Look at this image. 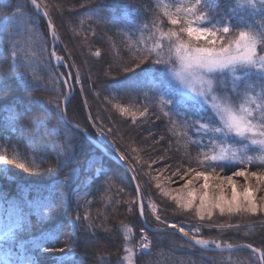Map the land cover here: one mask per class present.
I'll use <instances>...</instances> for the list:
<instances>
[{"label":"trees","instance_id":"obj_1","mask_svg":"<svg viewBox=\"0 0 264 264\" xmlns=\"http://www.w3.org/2000/svg\"><path fill=\"white\" fill-rule=\"evenodd\" d=\"M38 1L46 6L45 10L48 11L52 23L56 26L57 36L61 41L58 47L59 55L64 57L65 62L69 64L72 74V64L76 68L75 74L79 73L78 82L81 87L77 86V80L73 74V86L77 98L68 106L77 108V111L69 112V120L81 127H86L85 117H90L97 126L103 125L105 130L111 129L109 135L117 140V152L110 147L108 148L109 152L116 155L123 154L129 168H131L130 164H133L132 158L142 173L147 171L151 173L153 168L149 166L160 159H165L171 164L173 172L178 164L182 165L183 161L204 170V167L197 162L203 157L196 141L203 139L207 144L208 138L203 134L195 133L192 129L193 121L191 119L178 118L172 114H170L171 119L163 117L162 104L158 99H155L154 104L150 106L143 103L148 106L147 112L151 114L150 117L149 115L141 116L140 111L146 106L142 104L140 97L139 100L132 99L134 106L139 107L140 111L132 109L137 112L133 116L124 114L119 110V108H123L121 99L112 96L115 93V87L120 88L119 78H126L130 75L125 73L122 68L124 74L119 76L118 60L126 56L129 61L130 57L135 55V52L130 51L131 48H137L143 52L145 46L153 48L158 43L166 44L167 40L166 38L162 39V33H166L174 26L168 22V18L163 15V12L166 10L175 12V9L186 0H165V6L161 5L159 0H150L151 8L156 13L155 16L152 10H147L149 0H98L91 4H85L84 0ZM9 8L20 14L19 24L16 28H12V19L5 14ZM37 15L36 11L30 7L28 0H0V59L5 61L12 59L10 56L11 47L9 49L4 47V41L7 39L15 47L17 57L27 66L29 79L42 83L49 89L48 91L32 92L22 86L18 77L9 75L8 82L15 81L16 94L22 105L27 107H30L29 101L34 97L55 103L58 92L54 89L65 91L63 85L58 82L56 69L49 56L51 41L49 34L45 35L43 27L45 20L41 18L35 26L27 23L29 19L35 18ZM99 15H106L109 22L98 24L96 17ZM239 15L249 18L252 16V12L251 10H241ZM233 19L234 22H239L238 18ZM254 19L259 21L261 17L255 15ZM153 20L156 21L155 25L152 23ZM144 24H148V31L143 30ZM41 45L47 48L43 54H41ZM119 47L122 50H118ZM97 52L100 53V56H96ZM6 53L9 54L6 55ZM118 57L119 59H117ZM155 67L161 66L156 65ZM24 70L20 69V71ZM105 72L109 74L105 75ZM228 81L231 83V79ZM101 82H104L103 86ZM107 89L109 94L111 93L110 95L107 94ZM116 94H120V92L116 91ZM59 101L62 103V96H59ZM116 105H119V108ZM43 110H46V107ZM163 110L168 111L167 108ZM156 111L161 115V118L156 121L159 129L158 134L154 131L149 133L146 129L151 118H157ZM189 111H195L196 115L203 116L205 119H215L209 113L208 105L201 104L199 101L196 102L195 108ZM89 121L88 123H90ZM138 130L142 132L137 134ZM90 132L93 138H97V133L93 129H90ZM46 135L49 137V141H54L61 137H68L69 130L53 117L51 126L46 130ZM151 139H156L159 145H153L156 141ZM33 140L35 137H30L15 122L13 110L0 104V152L11 159L12 155L17 154L14 152L13 146L24 143L31 144ZM36 143L39 147V141ZM152 146H155V151L151 150ZM49 147H51V143H49ZM132 150L137 152L136 159L132 155ZM204 151H208L209 155L212 154L209 149H204ZM249 154L257 157L260 155L259 152H250ZM90 157L97 163H86ZM21 159L26 163H31L33 167H42L44 171L41 174H29L25 170L19 169L18 165L9 164L7 166L13 173H9L12 180L5 177L2 181L0 201L3 203V213L9 207L8 200L10 198L14 201L11 204L13 208L25 207L28 202L31 203L28 208L24 209L26 215L16 212L14 225L7 227L2 235L12 229L18 236L17 240L27 241L33 236H38L42 231L55 229L58 225L56 219L41 222V213L44 211L53 189L62 180L68 178L74 186L76 196L70 209L65 207L58 213H61L65 219H71L77 213L81 216L85 213L89 215L90 220L84 223H91L94 226L93 231L100 237L99 244L89 247L87 253L89 261L95 260V264H125L128 258L133 259V264H260L249 250L206 252L186 243L179 235L148 231L139 217L137 191L132 176L120 164H116L104 156L88 139L79 146L78 165L72 166L76 167L77 171L71 177L68 175L72 171L71 167L66 168L63 173L57 176L55 173L49 174L47 171L51 161L41 166L40 160L36 156L29 155L25 158L21 155ZM166 165L168 170L160 171L163 177L170 172V167L168 164ZM101 166L111 177L110 182L97 175ZM225 174L231 173L226 170ZM152 176L153 174L149 175L150 178ZM136 183L139 185L138 181ZM157 183L159 182L153 179L149 185L144 183L146 190L145 188L141 189L150 194L158 207L162 208L166 219L178 221L179 216L173 212L175 207L172 201L160 194V189L156 188ZM215 217L206 223L208 226L205 233L208 239L227 242L231 245L252 244L253 247L264 250V229H241V226L264 220V216L251 218L252 216L237 215L234 218L229 216L225 218L223 215ZM25 218L31 220L34 225L29 232H24L22 228L18 227V224ZM186 218L192 219L191 216ZM145 220L152 228H162L161 224L147 212V209L145 210ZM38 222H41V226L36 228L35 225ZM235 224L241 228L235 230L228 228L229 225ZM221 225L223 227H220ZM144 230L148 231L147 233L154 243L151 255L135 256L133 250L138 244L139 234ZM69 245L72 246L71 240H69ZM28 248L34 252L30 247ZM125 249H130V251ZM75 255L76 260H65L64 264H79V261L84 257V250L77 248Z\"/></svg>","mask_w":264,"mask_h":264},{"label":"snow or ice","instance_id":"obj_2","mask_svg":"<svg viewBox=\"0 0 264 264\" xmlns=\"http://www.w3.org/2000/svg\"><path fill=\"white\" fill-rule=\"evenodd\" d=\"M84 2L91 4L98 0ZM31 5L38 15L27 23L35 26L41 18H48L43 25L45 35L47 36L50 30L52 40L55 41L56 26L52 23L48 11L44 10L46 6L38 0H31ZM147 10H152L150 0ZM241 10H251L252 16H240ZM152 11L155 16V11ZM5 14L11 17L12 28H16L20 14L12 8L7 9ZM163 15L174 26L162 33V39L166 38L167 43H158L153 48L145 46L143 52L131 48L130 51L135 52V55H132L128 62L121 63L125 73L138 78L115 89L130 99H138L144 94L145 87L149 88L153 95H159L163 101V117L171 119L172 114L178 118L191 119L195 133L208 138L207 144L203 139L196 141L203 157L197 162L204 170L198 171L191 166L184 170L182 165H177L172 174L185 182L176 189L178 195H172L167 189L162 191V195H171L180 209L194 211L201 219L211 218L216 210H219L221 215L264 213V195L259 197V204L256 199V193L264 191V0H186L175 12L166 10ZM255 15H259L261 19L255 20ZM233 18H238L239 22H234ZM96 20L101 25L109 22L106 15H99ZM152 23L155 25L156 21L153 20ZM143 30H149L148 24L143 25ZM4 47H11L12 59H0V104L13 110L15 122L30 137H35V140L31 144L13 146L17 154L12 155L11 159L0 152V172L6 174L9 171L7 166L11 164L18 165L19 169L29 174L43 173L42 167H33L31 163L21 159V155L25 158L32 155L39 158L41 166L51 161L47 169L49 174L55 173L59 176L66 168L71 167L72 171L68 175H75L77 169L72 166L78 165L79 146L92 135L90 129L95 127L100 136H105L112 130H105L103 125L88 123L90 117H85L86 127L83 128L73 125L69 120V112L77 111L75 107H68L77 98L71 86V72L57 73L58 82L67 88V91L54 89L58 92L57 102L34 97L29 101L30 107L23 106L15 91V81L9 83L7 80L9 75L18 77L22 86L32 92L49 89L42 83L29 79L27 66L17 57L15 47L7 39L4 41ZM45 51L47 48L41 45V54ZM49 56L58 61L56 68L65 66L64 61L56 57L55 49ZM96 56H100V53L97 52ZM156 65L161 67L156 68ZM108 74L105 72V75ZM229 76L232 78L231 83L228 81ZM76 79L79 80L78 72ZM103 83L101 82L102 86ZM59 96L63 97V104L59 101ZM209 100L213 103L208 106V110L215 119H205L196 115L195 111H189L195 108L197 101L208 105ZM217 100L221 102L217 103ZM45 107L46 110H43ZM116 107L119 108V105ZM164 108L168 111H164ZM80 110L82 111V108ZM119 110L124 114L129 113L127 108ZM140 115H148L147 107L140 111ZM53 117L68 128V137L49 141L46 130L51 126ZM160 118L161 115L157 114V119ZM204 149H209L212 154L209 155ZM250 152H259L260 155H250ZM118 158L127 166L123 154ZM89 162L97 163L91 157L86 161ZM226 170L231 174L221 175ZM97 175L102 176L105 181L111 180L102 166ZM236 178H243L245 181L240 191L237 190ZM210 179L213 184L209 183ZM201 180L203 183L195 186L194 182ZM226 187L231 188L230 195L225 194ZM156 188L161 189L162 185L157 183ZM75 196L71 181L68 178L62 180L48 198L41 213V222L55 219L57 213L65 207L70 209ZM140 209V214L143 215V204ZM151 209L155 212L156 205L152 204ZM89 220L87 213L83 216L77 213L73 218L58 224L55 229L42 231L38 236L28 239L26 244L20 247V264H64V258L69 253L75 254L77 248L84 250V257L79 264H95V260L89 261L87 253L89 247L99 244L100 237L93 231L94 226L91 223H84ZM155 220L164 225L165 229H175L183 234L188 238L186 243L194 242L205 250H209V245L216 249L221 248L219 241L200 238L198 234H191V230H186L184 226L178 227L176 223L161 220L160 215H156ZM41 222L35 227L39 228ZM18 227L24 232H29L34 225L31 220L25 218ZM141 236V254L151 255L148 236L144 231H141ZM17 238V234L9 229L0 235V244L15 241ZM68 240L72 242L71 247L68 246ZM25 247L34 250L35 258L23 255ZM245 247L258 253L260 259L264 260V250L253 248L252 244ZM232 248L231 244L227 246V250ZM0 264L6 262L0 260Z\"/></svg>","mask_w":264,"mask_h":264},{"label":"rangeland","instance_id":"obj_3","mask_svg":"<svg viewBox=\"0 0 264 264\" xmlns=\"http://www.w3.org/2000/svg\"><path fill=\"white\" fill-rule=\"evenodd\" d=\"M160 3H161V5L165 6V4L163 2H161V0H160ZM120 49L121 48L119 47L118 50H120ZM71 55H72V53H71ZM121 60H123V62H128L126 56L124 58H122ZM121 60H118V64H119L118 65V70H120L119 76L122 75V73L124 74V72L121 70L123 68V65L121 63ZM72 68H73V74L75 75V78H76V74H75L76 68H75L74 64H72ZM137 78H138L137 76H134L132 74L128 75L126 78H121V79L119 78L120 87H122V85L124 83L130 82L131 80H134V79H137ZM228 79H232V78L229 76ZM77 86H80L78 80H77ZM197 87H199V85H197ZM116 88L117 87H115V89ZM107 94L110 95L109 94V90L107 91ZM105 95H106V90H105ZM189 95H191V94H189ZM112 96H114V97L117 96V98H120L121 99L122 107L129 109V113H128L129 115L133 116L132 115V112H134V113L137 114V112H135L134 110H136L138 112L140 111L139 110V107L134 106V104L132 102V99H130L128 96H126L122 92H120V94H116V91H115V93H113ZM139 97L141 98L142 104L143 103H146V104H148V106H150L151 104L153 105L155 99H158V101L160 102V104H162L161 102H163L160 99L159 95H153L152 92L147 87H145V89H144V94L140 95ZM137 100H139V98ZM216 102L219 103L221 101L220 100H217ZM212 103H213V101L209 100L208 101V106L211 105ZM144 106H146V105H144ZM148 106H146V107L148 108ZM132 109H134V110H132ZM150 114L151 113L148 112L149 117H150ZM157 114H158V112H157ZM151 117H152V115H151ZM89 120H90L89 122L91 124H95V122L92 119H89ZM158 120L159 119L154 118V117L151 118V121L148 123V127H146V129L148 130L149 133H151V131H154V132H156V134H158V130L159 129L157 128V125H156V121H158ZM154 123H155V125H153ZM92 129H93V131H95L97 133V139H99L101 142L107 144L110 148H113V150L116 151L117 140L114 137L110 136L109 134H106L105 136H100L99 133L96 131L95 127L92 128ZM140 132H142V131L141 130L140 131L138 130L137 131V134L140 133ZM151 140L152 141H154V140L156 141L155 143H153V145H155V144L156 145L157 144L159 145V142L156 139H154V140L151 139ZM157 148L158 147L156 146V149ZM151 150L155 151V146H152ZM135 151L132 150L131 152L133 153L132 154L133 157L136 159L137 158V152H135ZM127 161L129 163L130 159L127 160ZM180 161H183V160H180ZM131 162L133 163V164H130L131 165L132 172H133V175L135 176L136 180L139 182L138 183L139 184L138 186H140L139 189H140L141 193L143 194V197L145 198V209H147V212L153 217L154 220H155V216L156 215H160L161 216V220L167 221L169 223H176L178 225V227L179 226H184L186 230H191V234H198L199 237H201V236L207 237V235L205 233V230H206V228H207L208 225L206 223L212 221L213 218H216L215 216H218V217L223 216V215H221L219 213V210H216L213 213V215H212L211 218L205 217L204 219H201L199 216H197L195 214L194 211L180 209L179 204L176 201L172 200V196L171 195L170 196H164V197H166V198H168L169 200L172 201V204L175 207V210H173V212L177 216H179L178 221H174V220L168 219V218L166 219L165 216L163 215L164 214L163 213L164 211H162V208L158 207V205L155 203V201H153V198L151 197L150 194H148V193H146V191L144 192V190H142L144 188L146 190V186L144 185V183L146 185H149L150 184V181H153V179H156L159 182V184L162 185V188L160 189V194L161 195H162V191L164 189H167L168 191H170L172 195H178V193L176 192V189L179 186H181L185 181L184 180H181L179 178V176H176V175L171 176V175H173L172 174L173 173V171H172L173 168H171V164H169L165 159H160L158 161L153 162L154 164L151 165V166H149V167L153 168L151 170V173H149L148 171L142 173V171L139 169L138 165L134 162V160L132 158H131ZM166 164H168V166L170 167L169 168L170 169L169 170L170 172H168V175H165L163 177V174H161L160 171L168 170V167H167ZM178 165H181V164H178ZM182 166H183V169L184 170H187V168L189 166H191L193 168H196L198 171H202L203 170V169H201L199 167L198 168L197 167H194V165H192V164H190L188 162L186 163L185 161H183ZM136 167H138V169H136ZM10 172L13 173V171L11 169H9V171L6 174L0 172V184H2L3 178H5V177H7L6 179H8V180H12L11 177H10V175H9ZM150 174H153L152 178L149 177ZM224 174L225 173H221V175H224ZM236 179L238 181L237 190L240 191V190H242L243 186L245 185V181L243 180V178H236ZM254 182L255 181H253V183ZM200 183H203V181L201 180V181L194 182L195 186H197V187L199 186ZM209 183L210 184H213L214 182H213L212 179H210ZM230 193H231V188L230 187H226L225 194L226 195H230ZM261 195H264V191L259 192V193H256V199H257V203L258 204L260 203L259 197ZM152 204H155L156 205V211L155 212H153L152 209H151V205ZM29 205H30V203L28 204V206ZM16 211H18V208H17ZM237 215H239L241 217L252 216L251 218H253V217H257V216L259 217L261 215L264 216V213H260V212H258L256 214H251V213H248V214H227V213H225L224 214V217L226 218V217L229 216V217L234 218ZM56 216L57 217L55 219L57 221V224H61V223L64 222V220H66L64 218V216H61V213H57ZM187 216H191L192 219L186 218ZM8 217L9 218L7 219L6 222H9L10 221V218L12 217V214H10ZM2 221L3 220L0 219V224L2 223ZM161 226H162V228L165 229L164 225L161 224ZM232 226L233 227H231L230 229H234V230L235 229H238V228H241V227H242L241 229H246V230L247 229H249V230H258V228L264 229V220H258V222L254 223V224H248L246 226H241V227L238 226V225H236V224L235 225H232ZM168 229H171V228H168ZM144 232L148 236V241H149V244H150V251H152L153 246H154V243L152 242L151 237L147 233L148 231H145L144 230ZM142 243H143V238H142L141 233H140L139 234L138 244L136 245V247L133 250L135 256L136 255L137 256H145V255H142L141 254ZM68 246L71 247L69 245V240H68ZM23 255H25V250L23 252ZM20 256H21V254H20ZM16 259L17 258H13L12 254L10 253V251H7L5 255L3 254V252H0V260H4L6 262V264H18V261ZM76 259H77V257H76L75 254L69 253L68 256H66L64 258V262H65V260L69 261V260H76ZM125 264H133V259L132 258H128L125 261Z\"/></svg>","mask_w":264,"mask_h":264},{"label":"water","instance_id":"obj_4","mask_svg":"<svg viewBox=\"0 0 264 264\" xmlns=\"http://www.w3.org/2000/svg\"><path fill=\"white\" fill-rule=\"evenodd\" d=\"M43 19H46L47 20V18H43ZM50 31V30H49ZM56 44H57V39L55 40V42H53V44H52V48H51V51L53 50V49H55V46H56ZM55 55H56V53H55ZM56 57H58V56H56ZM65 67H67V66H65ZM66 91H67V88H66ZM63 103H64V101H63ZM72 124L73 125H76V124H74L73 122H72ZM90 142H92V144L94 145V146H96L97 148H99L100 150H101V152L102 153H104L105 155L107 154L108 155V153H107V151H106V148L100 143V142H98L95 138L93 139L91 136H90V138H87ZM112 159L116 162V163H120V160L119 159H117V158H115V157H112ZM138 203H139V209H140V205L141 204H143L142 203V197L140 196V195H138ZM145 210V209H144ZM144 210H143V215H144ZM140 212H141V209H140ZM143 215H141L140 214V217H141V219L143 220ZM147 228H149L147 225H145ZM149 230L150 231H153V232H155V231H164V232H169V230H160V229H151V228H149ZM178 235L183 239V240H185V241H187L188 240V238L187 237H184L183 236V234H181V233H178ZM192 244L193 245H195L194 244V242H192ZM196 246V245H195ZM196 247H198V248H202V246H196ZM237 248H242V249H248L247 247H245V245H237L236 247H233L231 250H236ZM248 250H250V249H248ZM254 253V252H253ZM255 255H257L258 257H259V254L258 253H254Z\"/></svg>","mask_w":264,"mask_h":264}]
</instances>
